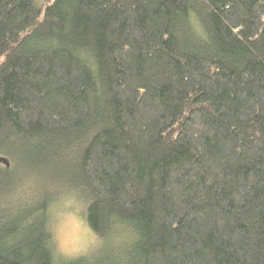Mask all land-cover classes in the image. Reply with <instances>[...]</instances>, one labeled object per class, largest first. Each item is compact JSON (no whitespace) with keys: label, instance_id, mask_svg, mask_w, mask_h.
<instances>
[{"label":"trees","instance_id":"1","mask_svg":"<svg viewBox=\"0 0 264 264\" xmlns=\"http://www.w3.org/2000/svg\"><path fill=\"white\" fill-rule=\"evenodd\" d=\"M1 155L0 264H264V0H0Z\"/></svg>","mask_w":264,"mask_h":264},{"label":"rangeland","instance_id":"2","mask_svg":"<svg viewBox=\"0 0 264 264\" xmlns=\"http://www.w3.org/2000/svg\"><path fill=\"white\" fill-rule=\"evenodd\" d=\"M50 224L59 252L64 256L73 259L82 255L97 254L101 238L87 221L84 202L76 196L67 195L52 204ZM89 232L95 237L92 243H86ZM62 242L67 245L69 251H61ZM84 248L87 250L84 251Z\"/></svg>","mask_w":264,"mask_h":264},{"label":"clouds","instance_id":"3","mask_svg":"<svg viewBox=\"0 0 264 264\" xmlns=\"http://www.w3.org/2000/svg\"><path fill=\"white\" fill-rule=\"evenodd\" d=\"M94 241H95V237L89 232L86 239V243H92ZM83 250L86 251L87 249L84 248ZM61 251H69V248L64 242L61 243Z\"/></svg>","mask_w":264,"mask_h":264},{"label":"water","instance_id":"4","mask_svg":"<svg viewBox=\"0 0 264 264\" xmlns=\"http://www.w3.org/2000/svg\"><path fill=\"white\" fill-rule=\"evenodd\" d=\"M0 161H2L7 166L10 165V160L7 157L3 156V155L0 156Z\"/></svg>","mask_w":264,"mask_h":264}]
</instances>
